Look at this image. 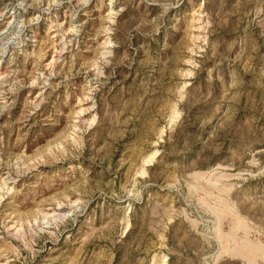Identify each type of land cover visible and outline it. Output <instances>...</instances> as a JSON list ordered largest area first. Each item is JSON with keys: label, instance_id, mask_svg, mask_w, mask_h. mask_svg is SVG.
<instances>
[{"label": "rangeland", "instance_id": "obj_1", "mask_svg": "<svg viewBox=\"0 0 264 264\" xmlns=\"http://www.w3.org/2000/svg\"><path fill=\"white\" fill-rule=\"evenodd\" d=\"M0 264H264V0H0Z\"/></svg>", "mask_w": 264, "mask_h": 264}]
</instances>
